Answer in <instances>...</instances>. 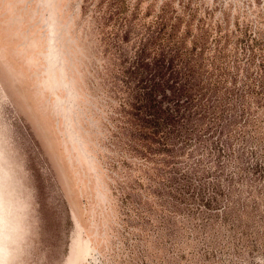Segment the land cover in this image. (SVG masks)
<instances>
[{"label": "rangeland", "instance_id": "rangeland-1", "mask_svg": "<svg viewBox=\"0 0 264 264\" xmlns=\"http://www.w3.org/2000/svg\"><path fill=\"white\" fill-rule=\"evenodd\" d=\"M0 52V264H264V0H0Z\"/></svg>", "mask_w": 264, "mask_h": 264}, {"label": "snow or ice", "instance_id": "snow-or-ice-1", "mask_svg": "<svg viewBox=\"0 0 264 264\" xmlns=\"http://www.w3.org/2000/svg\"><path fill=\"white\" fill-rule=\"evenodd\" d=\"M2 55V52H0ZM6 82V83H5ZM0 87H4L7 91V95H12L13 92L17 93L19 101V107H24L26 104L24 95H22V89H19L14 82V78L4 63H0ZM9 101H0V112L7 109ZM260 247L262 249V255H264V240L261 241Z\"/></svg>", "mask_w": 264, "mask_h": 264}, {"label": "trees", "instance_id": "trees-1", "mask_svg": "<svg viewBox=\"0 0 264 264\" xmlns=\"http://www.w3.org/2000/svg\"><path fill=\"white\" fill-rule=\"evenodd\" d=\"M150 101H151V103H152V99H151Z\"/></svg>", "mask_w": 264, "mask_h": 264}]
</instances>
